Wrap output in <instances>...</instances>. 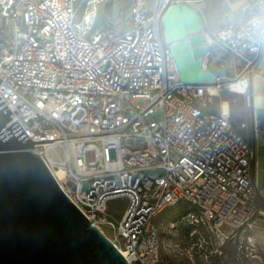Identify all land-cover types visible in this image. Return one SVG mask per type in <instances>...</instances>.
<instances>
[{
  "label": "built area",
  "instance_id": "obj_1",
  "mask_svg": "<svg viewBox=\"0 0 264 264\" xmlns=\"http://www.w3.org/2000/svg\"><path fill=\"white\" fill-rule=\"evenodd\" d=\"M122 1L129 4L116 29L94 27V7L78 21L79 0H0V99L12 113L5 128L17 120L33 141L58 137L56 162L44 142L32 150L93 225L114 230L109 241L129 264H172L176 248L161 256L154 218L176 207L191 250L218 264L229 244L258 257L264 203L245 123L232 122L227 100L226 111L223 101L210 104L227 82L257 70L264 0H236L241 17L206 27L202 65L217 64L210 85L179 80L161 27L168 2L199 0ZM219 51L231 55L236 78L216 73L226 66ZM116 197L126 203L114 222L107 209ZM176 219L166 233L178 235Z\"/></svg>",
  "mask_w": 264,
  "mask_h": 264
},
{
  "label": "water",
  "instance_id": "obj_2",
  "mask_svg": "<svg viewBox=\"0 0 264 264\" xmlns=\"http://www.w3.org/2000/svg\"><path fill=\"white\" fill-rule=\"evenodd\" d=\"M161 27L179 80L215 84L216 76L202 65L208 46L199 9L168 2ZM255 67L264 75V47ZM260 80L252 96L253 166L264 203V76ZM11 114L0 99V264H129L32 150L35 143L53 139L31 140L17 120L5 128Z\"/></svg>",
  "mask_w": 264,
  "mask_h": 264
},
{
  "label": "rangeland",
  "instance_id": "obj_3",
  "mask_svg": "<svg viewBox=\"0 0 264 264\" xmlns=\"http://www.w3.org/2000/svg\"><path fill=\"white\" fill-rule=\"evenodd\" d=\"M81 8L78 13L77 20L80 21L84 15L86 9H91L94 7V23L96 27H111L116 29L123 28V16L121 14V9L119 3H124L122 0H79ZM151 0H149V3ZM148 3V4H149ZM194 7L199 9L201 12L205 27L212 28L216 23L224 16L234 20L233 12V0H199L192 4ZM107 26H105V23ZM219 56L225 58V68H220L217 74H226L230 77H234L236 71L230 66L232 64V57L228 52L219 51ZM229 66V67H228ZM217 67L216 63L211 64L210 70L215 72ZM263 74L254 70L251 73V77L247 78L244 76L242 79L248 81L250 79L251 86L247 88V92L238 94L230 91L228 88L224 90L212 99L210 107L217 108L221 101L227 100L230 108V114L232 122L236 125L240 123H245V127L240 129V132L248 139L250 142L252 138L255 137V132L251 127L252 118V96L254 97L255 91L253 86V78L258 75ZM111 157L114 156L113 151H110ZM256 160V158H255ZM126 200L122 197H116L108 201L107 218L114 222H117L124 209ZM184 214L181 207L168 208L162 211L156 218H154V223L158 227L159 241H160V254L162 257H166L165 253L170 251V247L176 248V254H172L171 262L172 264H218L219 260L213 257H206V253L203 248L194 247L193 250H199L200 253H192L193 250L189 248L190 242L185 243L183 238L186 231L181 226L180 217ZM176 219L178 229V235H173L171 233H166V223L171 219ZM181 226V227H180ZM105 236L110 240H114V230L108 226L104 225L101 227ZM261 239L264 241V234H260ZM179 245V247L176 246ZM169 245V246H168ZM190 253H189V252ZM224 264H264V246L259 250L258 257L256 258H245L240 257L232 245H227L225 249Z\"/></svg>",
  "mask_w": 264,
  "mask_h": 264
},
{
  "label": "bare ground",
  "instance_id": "obj_4",
  "mask_svg": "<svg viewBox=\"0 0 264 264\" xmlns=\"http://www.w3.org/2000/svg\"><path fill=\"white\" fill-rule=\"evenodd\" d=\"M257 72H260L258 70H256ZM263 76L261 74H258L256 75L254 78H253V86L252 88L254 87V91H256V88L259 86L260 84V79L262 78ZM227 88L234 92V93H238V94H242V93H245L247 92V88H248V81L245 79H242V78H238V79H235V80H231L229 82H227ZM255 96V94H254ZM222 109L224 111H226L228 109V105L226 103V100H223V103H222ZM58 138L57 136H54L53 138L51 139H54L52 140L51 142H44L43 143V150L45 152V154L47 155L48 159L51 161V162H56V159L57 157L59 156V152H58V144L61 142L59 139H56ZM55 173L60 177V178H63L64 175H65V169L61 166H59L58 169H55ZM122 254V253H121ZM124 255V253L122 254Z\"/></svg>",
  "mask_w": 264,
  "mask_h": 264
},
{
  "label": "flooded vegetation",
  "instance_id": "obj_5",
  "mask_svg": "<svg viewBox=\"0 0 264 264\" xmlns=\"http://www.w3.org/2000/svg\"><path fill=\"white\" fill-rule=\"evenodd\" d=\"M263 76H264V75H263ZM250 77H251V73L249 74V78H250ZM250 86H251V82H250V85H248V87H250ZM252 111H253V108H252ZM250 123H251L252 130H254V126H253V124H252V118H251ZM254 132H255V130H254ZM250 144H251L252 149L255 148V146H256V140H255V137L251 139ZM253 161H254V157H253ZM252 173H253V176H254V166H253V163H252Z\"/></svg>",
  "mask_w": 264,
  "mask_h": 264
},
{
  "label": "crops",
  "instance_id": "obj_6",
  "mask_svg": "<svg viewBox=\"0 0 264 264\" xmlns=\"http://www.w3.org/2000/svg\"><path fill=\"white\" fill-rule=\"evenodd\" d=\"M233 3H234V5H233V12H234V18L236 19V18H239V17H241V14H240V12H239V10H238V3L239 2H237L236 0H233Z\"/></svg>",
  "mask_w": 264,
  "mask_h": 264
},
{
  "label": "trees",
  "instance_id": "obj_7",
  "mask_svg": "<svg viewBox=\"0 0 264 264\" xmlns=\"http://www.w3.org/2000/svg\"><path fill=\"white\" fill-rule=\"evenodd\" d=\"M128 4L129 3H119L121 9H123V11H121L122 16H123L124 12L126 11ZM104 23H105V26H107V23L106 22H104ZM96 25H97L96 23L93 24L94 27H96ZM105 28H111V27H105Z\"/></svg>",
  "mask_w": 264,
  "mask_h": 264
}]
</instances>
